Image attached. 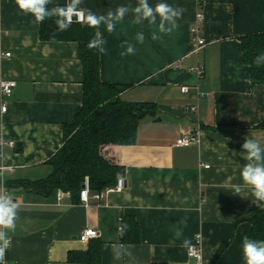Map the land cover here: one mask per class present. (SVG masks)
I'll return each mask as SVG.
<instances>
[{
    "label": "crops",
    "instance_id": "0c3cea01",
    "mask_svg": "<svg viewBox=\"0 0 264 264\" xmlns=\"http://www.w3.org/2000/svg\"><path fill=\"white\" fill-rule=\"evenodd\" d=\"M158 2L149 0L152 5ZM166 2L186 9L170 34L147 21L133 23L131 13L115 31L109 33L103 24L99 29L106 41L105 52H100L101 80L127 85L121 94L125 101L158 108L155 117L141 121L134 144L115 146L109 154L125 167L123 190L101 200L93 192L87 202L76 204L70 193L59 190L49 196L9 190L17 219L14 230H5L11 239L6 264H72L68 253L89 246L79 239L85 229L99 233L100 264H195L183 242L191 244L198 234L202 264H246L242 240L250 234V220L260 207L249 190L234 195L230 185L241 183L247 163L244 140L264 144V130L258 128L264 121V84L248 82L250 69L241 45L245 35L264 32V0ZM136 3L83 0L82 7L106 14ZM198 14L204 15L201 35L207 45L196 53L191 29L197 26ZM81 24L90 27L85 15ZM39 27L18 0H0V84L17 83L12 96L4 99V115L0 93L2 132L15 142L0 156V196L5 181L38 180L52 172L48 161L62 146L63 125L73 121L82 105L78 43L43 41ZM139 32L144 33L143 43L136 39ZM153 32L158 39H152ZM125 42L135 48L133 54H122ZM7 53L11 56L5 57ZM192 66H203L204 76L190 72ZM183 87L189 91L182 92ZM191 106H197L196 113L190 112ZM184 134L195 135L197 142L176 146ZM123 215L137 221L141 243L130 244L134 259L117 260L114 248L129 246L121 243L118 231Z\"/></svg>",
    "mask_w": 264,
    "mask_h": 264
},
{
    "label": "trees",
    "instance_id": "16d2710c",
    "mask_svg": "<svg viewBox=\"0 0 264 264\" xmlns=\"http://www.w3.org/2000/svg\"><path fill=\"white\" fill-rule=\"evenodd\" d=\"M60 4H49L48 7ZM62 6V5H61ZM95 29L73 22L66 31H58L55 18L40 23L39 36L43 41L77 42L78 58L83 68L82 105L71 123L63 125V143L48 161L52 172L38 180H9L4 182L8 192L22 189L42 196L54 191L70 193L72 202L79 203L80 192L89 177L92 192L114 187L124 176L125 167L110 158L115 146H128L137 141L138 128L145 117H155L157 105L148 102H129L121 98L127 85L105 83L100 77V52L89 49ZM244 63L250 69L253 85L264 84V66L257 67L253 60L264 53V32L241 38ZM258 128L264 130V121ZM21 151V149H18ZM0 172V184L1 183ZM251 239L264 240V207L251 218ZM128 225L121 236L122 244H140V227L132 215H123L120 225ZM103 243L92 239L85 251L68 253V263L100 264Z\"/></svg>",
    "mask_w": 264,
    "mask_h": 264
},
{
    "label": "clouds",
    "instance_id": "9594fccd",
    "mask_svg": "<svg viewBox=\"0 0 264 264\" xmlns=\"http://www.w3.org/2000/svg\"><path fill=\"white\" fill-rule=\"evenodd\" d=\"M21 3L22 10L34 15L38 23H43L47 19L55 18L58 31H66L73 23V17L85 15L89 26L95 29L93 38L89 41V49H97L104 53L103 45L106 41L100 32V26L103 24L106 30L111 33L115 31L116 24L123 21L131 13L133 23L139 25L147 21L150 25L157 26L160 33L170 34L179 27V21L182 20L186 9L181 6L168 4L166 0H159L152 5L149 0H137L135 6L130 4L119 5L115 10H108L106 14H97L91 9L82 7L83 0H66L64 5H57L51 8L48 5L51 0H18ZM158 22V23H157ZM159 37L155 32L152 33V39ZM136 39L143 43L145 36L143 32L137 33ZM127 44L126 53L133 54L135 48ZM253 63L257 66H264V53L256 56ZM251 83V81H248ZM245 159L240 172L241 183L230 185L232 194L239 195L246 189L251 192L254 200L253 203L258 207H264V144L255 138H246L242 144ZM17 219L16 205L11 199L0 196V229L14 230ZM128 225H120L118 231L121 236L128 229ZM175 235H181L177 229ZM184 246H189L190 242L185 240ZM8 246L7 232L0 230V262L4 261L5 249ZM132 246H117L114 248V255L117 260L127 256L134 259ZM242 250L246 259V264H264V240L251 239L245 236L242 240Z\"/></svg>",
    "mask_w": 264,
    "mask_h": 264
},
{
    "label": "built area",
    "instance_id": "2783aa9c",
    "mask_svg": "<svg viewBox=\"0 0 264 264\" xmlns=\"http://www.w3.org/2000/svg\"><path fill=\"white\" fill-rule=\"evenodd\" d=\"M197 18V26L193 27L191 29V34H193L194 36V41L197 44L196 45V49L195 52L198 53L200 50H202L204 47H206V40L202 37V29H201V24L202 21L204 20V15L203 14H198L196 16ZM73 22H77V23H83L84 20V15H79L78 17H73ZM11 54L7 53L5 54V57H10ZM179 64L176 65V67H178ZM190 72H193L197 75L198 78H202L204 76L205 73V69L203 66H192L189 68ZM17 87V83L15 81L12 80H4L1 82L0 84V93L2 96V99H7L9 97L12 96L14 90ZM189 90V88L185 87L182 88V92H187ZM203 97V95H202ZM190 112L196 113L198 108L197 106H191L189 108ZM8 111V105L6 104L5 100L2 102V107H1V114L4 115L6 114ZM2 127H3V119L0 120V156L3 155V149L5 147H11L14 148L15 147V142L14 141H9L5 138V136L3 135L2 132ZM197 142V137L193 134H184L182 136H180L177 140H176V146L179 147H189L192 144ZM205 168H209V166H205ZM124 187V179H118L116 185L114 187L108 188L107 190H105V193L102 192H98L94 195V197L97 200H101V198H103L105 195H107L109 192H121L123 190ZM3 189V195L5 197H8L11 199V196L7 193L5 187H2ZM93 193L91 191V184H90V179L89 177L85 178V181L83 183L81 192H80V200L82 202H87L88 198L90 196V194ZM4 231L6 229H3ZM99 237V233L94 230V229H85L82 231L79 239L80 242H82L83 244H88L90 242V240L92 239H96ZM8 239V246L5 249V255H4V261L0 262V264H6V256H7V251L8 248L10 247L11 244V239L7 236ZM188 257L190 258V260H192L195 264H202L203 262V249H202V236L201 234H198L193 242L189 245L188 247Z\"/></svg>",
    "mask_w": 264,
    "mask_h": 264
},
{
    "label": "rangeland",
    "instance_id": "374dc122",
    "mask_svg": "<svg viewBox=\"0 0 264 264\" xmlns=\"http://www.w3.org/2000/svg\"><path fill=\"white\" fill-rule=\"evenodd\" d=\"M183 88H185V87H183ZM188 91H189V90H188ZM188 91H187V92H188ZM184 93H185V92H184Z\"/></svg>",
    "mask_w": 264,
    "mask_h": 264
}]
</instances>
